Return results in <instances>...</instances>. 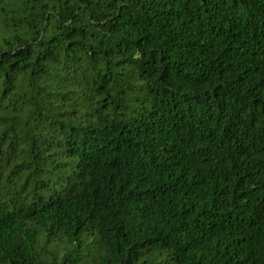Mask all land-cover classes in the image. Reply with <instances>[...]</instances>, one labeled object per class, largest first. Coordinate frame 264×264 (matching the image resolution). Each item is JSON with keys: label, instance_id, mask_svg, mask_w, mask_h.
<instances>
[{"label": "trees", "instance_id": "obj_1", "mask_svg": "<svg viewBox=\"0 0 264 264\" xmlns=\"http://www.w3.org/2000/svg\"><path fill=\"white\" fill-rule=\"evenodd\" d=\"M0 264H264V0H0Z\"/></svg>", "mask_w": 264, "mask_h": 264}]
</instances>
